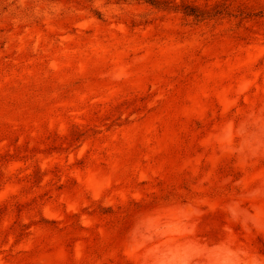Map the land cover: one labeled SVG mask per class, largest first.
Here are the masks:
<instances>
[{
	"label": "rangeland",
	"instance_id": "obj_1",
	"mask_svg": "<svg viewBox=\"0 0 264 264\" xmlns=\"http://www.w3.org/2000/svg\"><path fill=\"white\" fill-rule=\"evenodd\" d=\"M81 1L0 0V264H264V0Z\"/></svg>",
	"mask_w": 264,
	"mask_h": 264
},
{
	"label": "trees",
	"instance_id": "obj_2",
	"mask_svg": "<svg viewBox=\"0 0 264 264\" xmlns=\"http://www.w3.org/2000/svg\"><path fill=\"white\" fill-rule=\"evenodd\" d=\"M102 0H82L80 4H78L75 7V10L71 11V14H78V12H85V13H90L91 15L95 16L99 21L101 22H106V17H109L114 20H119L120 19V14L122 10L120 9L122 6L125 5H133L136 4L140 0H103L102 1V6L101 8H104V10L108 11H101L99 10L100 5H94L93 2H101ZM143 4L148 5L151 8L155 9H164L166 10L167 7L164 5V1H157V0H142ZM232 4V2H231ZM224 8L221 11L220 7L222 6ZM235 6V7H234ZM233 7L230 6L225 0H218L215 2H212L211 4H204L202 9L196 8V7H188L187 5L181 4L178 7L180 11H182V15L185 17H193L195 20L200 17V20L202 22H207L208 20H218L221 19L223 14H226L225 16L227 17H232L235 18L234 13H239L238 15L240 16V12L238 10L239 6L234 5ZM166 7V8H165ZM43 12V11H42ZM63 12V10H61ZM121 12V13H120ZM233 13V14H232ZM251 14H247L246 17H241L242 19L250 17ZM132 22V23H131ZM131 26H133L134 22L130 21L129 22Z\"/></svg>",
	"mask_w": 264,
	"mask_h": 264
}]
</instances>
